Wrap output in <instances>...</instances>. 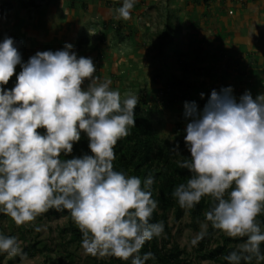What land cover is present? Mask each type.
<instances>
[{
    "label": "clouds",
    "instance_id": "clouds-1",
    "mask_svg": "<svg viewBox=\"0 0 264 264\" xmlns=\"http://www.w3.org/2000/svg\"><path fill=\"white\" fill-rule=\"evenodd\" d=\"M135 2L123 0L115 18L131 19ZM18 65L16 83L7 89ZM96 71L92 58L78 57L71 44L24 63L13 38L0 42V213L23 225L50 209L66 210L82 234L84 255L145 264L155 257H141L143 245L164 231L163 222L150 223L158 207L150 190L154 177L142 188L139 177L113 167L118 140L135 126L138 97L122 100ZM184 118L190 155L177 163L190 178L173 197L188 208L211 197L205 217L213 229L246 238L224 257L228 264L264 260L257 221L264 209V94L253 98L246 91L237 101L231 87L212 90L203 111L186 102ZM82 133L91 154L62 159ZM171 151L180 154L179 144ZM0 253L26 264L14 236L0 234Z\"/></svg>",
    "mask_w": 264,
    "mask_h": 264
},
{
    "label": "crops",
    "instance_id": "crops-1",
    "mask_svg": "<svg viewBox=\"0 0 264 264\" xmlns=\"http://www.w3.org/2000/svg\"><path fill=\"white\" fill-rule=\"evenodd\" d=\"M19 1L26 0H14L12 3L0 0V11L2 6L7 4L5 11H8L6 14H10H3L8 17L5 20L8 24L4 23L5 28L0 29L7 31L11 27L15 28L16 33L13 35L6 33L15 40V44L21 42L26 52H32L34 55L36 51L55 52L62 50L65 44H71L78 57L96 56L101 59L104 54L112 56L110 49L114 43L119 47L124 43V49L128 48L132 52L128 57L135 56L142 48L143 42L139 37H143L142 41L145 44L147 42L140 31V25L143 27L144 22L147 23L152 10L164 7L160 19L161 26L156 34L159 39L162 37V42L166 41L168 46L173 45L175 48H172L174 52L172 55L169 54L167 62L164 60L163 44L159 46L161 50L157 58L161 59V64H153L156 66L154 72L156 86L161 88L175 78L184 79L192 86L187 102L195 104L199 101L198 93L211 95L209 92L212 86H207L209 89L200 85H205L208 82L206 77L209 79L210 76L226 77V84L231 86L232 83L235 86V93L240 94L238 91L240 87L244 91H249L253 98L264 94V81L263 79L259 81V77L264 76V13L256 12L257 9H263L260 12H264V3H260L259 0H165L164 5L157 3L159 0H136L129 20L115 18V9L122 5L123 0H43L52 12L44 11L41 18L32 19L33 22L27 21L26 11H22L23 8H28L29 4L20 7ZM27 1H30L31 7L43 6L39 0ZM231 2L236 10L232 9ZM224 5L232 9V14L236 16L234 22H227L222 18L228 15L222 16L225 13ZM168 11L170 13H167ZM140 13L146 14L140 16L144 21L138 20ZM97 33L101 45L96 42V48L88 52L87 45ZM262 38L263 42L259 45ZM110 41L114 43L111 44ZM50 42L53 46L48 48L46 44ZM132 47L133 49H130ZM231 50H235L237 56L233 57L227 53ZM109 63L112 66L110 72L112 87L117 84L123 72H119L120 66H116L118 62L111 60ZM232 69L234 78L230 81L227 76Z\"/></svg>",
    "mask_w": 264,
    "mask_h": 264
},
{
    "label": "rangeland",
    "instance_id": "rangeland-1",
    "mask_svg": "<svg viewBox=\"0 0 264 264\" xmlns=\"http://www.w3.org/2000/svg\"><path fill=\"white\" fill-rule=\"evenodd\" d=\"M6 1H8L9 3H12V1L14 0H6ZM39 1L41 2V3L39 2L40 4L43 3V6H41V8L37 6H32V7L29 6L30 1H27V0L25 2L23 1L18 2V6L20 7H25V5L27 6L29 4L28 8L22 9V11H26V16L28 17L27 21L33 22L35 19L41 18L40 16L44 13V11L46 13L52 12L51 8H49V6H46V4L44 3L45 0L44 1L39 0ZM233 2H231L232 6L229 3L228 5L231 6L233 10H236L235 5H233ZM259 2L264 3V0H259ZM157 3L164 5L166 1L159 0L157 1ZM229 6L224 5L225 13H223L224 15L222 16H225L226 14L228 15L227 17H222V18L226 20L227 22H231V21L234 22L236 20V16L232 14V9ZM240 10H242V8ZM245 10H247L248 12H251L249 11V9H245ZM261 10L263 9H259V10L257 9L256 12L259 14H263L264 12L261 13L260 12ZM163 12H164V7H162L159 10H152L150 12V17L146 21L147 23L144 22L143 27L142 25H140V28H141L140 31L144 34L145 40L147 42L145 44V42L142 41L144 40L143 37L142 36L139 37V40L143 42L142 48H140L139 51L136 52L135 56L131 55L128 57V54H131L132 52L128 50V48L124 49L123 47L124 43H122L121 46L119 47L118 44H115L114 42L110 41L109 43L111 44L114 43L112 44L113 46L112 49H110L112 56L111 57L105 56L104 54L102 57L103 59L95 56L94 58H92V60L97 69L94 75L98 76L101 80L103 78H105L106 80L111 79L110 72H111L112 66H110L109 62L111 60H114V62H118V64L116 63V66L117 65L120 66L119 72L121 73L123 72V75L122 77L118 78L119 80L120 79L121 80L120 81L118 80L115 86L111 87L110 85V87L112 90H119V92L121 93L122 100L129 96L139 97L142 92L141 88L144 91L149 89L147 93L150 96L151 101L147 103L146 111L148 113V118L152 121V124L154 126L153 134L158 139H160L162 143H166V142L175 141L178 135H180V137L184 139L185 128H186L187 123L190 121L184 118V105L187 101H189V98L188 100L183 99L179 101L178 103L174 104L173 107L172 106L168 107L163 102L162 95H160L161 91L157 89L159 88L158 86H156L157 81L154 80V72H156L155 70L156 66L153 64L155 63H157L158 65L161 64V59L159 60L157 58L158 52L159 50H161L159 46L163 44L162 48L164 49V52H165L164 60L167 62L169 59V54L172 55L174 52L172 48H175V46L173 45L168 46L167 45L168 42L166 41L162 42V37L159 39L158 35L156 34V31L160 29V26H161L160 19H161ZM6 13H8V11H5V12L4 10L0 11V14H1L0 15V28H3V29L5 28L4 23L8 24L7 23L8 21L5 22L6 18L8 19L6 15H10ZM167 13H170V11H168ZM3 14H6V15L3 16ZM144 15L143 13H140L138 17L144 16ZM138 20L144 21L142 17L138 18ZM142 21L140 23H142ZM248 25H250L249 22H248ZM246 28L247 26H245V29ZM14 29L15 28H12V27L7 31L0 29V32L6 35L7 37H9L8 33L6 32H9L11 35H13L14 33H16ZM219 31L220 30H218V32ZM97 35L98 33L94 36V38H92V41L90 42V44L87 45L88 52H90V49L92 50L93 48H96L97 46V44H95L96 42L99 43V46L101 45L100 43L101 39L99 40L100 36L98 35L97 37ZM262 42H263V38L261 39V42L259 43V45L262 44ZM46 46H48V48H51L53 46L52 42L47 43ZM130 49H133V47ZM227 53H229L230 56H233V57H235L234 55H236L235 50L234 51L231 50L230 52H227ZM33 55L34 54L32 52L25 51V56L28 59ZM231 71L232 72L229 73L227 76L230 81L234 78L232 76L234 73V70L232 69ZM222 72L223 70L221 71V73ZM194 78H196V76H194ZM206 79H207L206 81L208 82L205 85L200 84L201 87L203 86V88L206 87L210 89V87H207V86H212V90H216L217 92H219L221 88L231 87L233 89V96L237 99V101L246 92L242 88L239 87L238 91L240 92V94H238L237 92L235 93L234 92L235 86L232 83H230L231 86H229V84H226L227 78L224 76L223 78L210 76L209 79L207 77ZM260 79H263L262 81H264V76L259 77V81ZM153 87H156V88L153 89ZM212 90L209 93H211ZM193 93L192 95H196ZM197 96H201V93L200 94L198 93ZM208 97L209 95H207V98ZM204 107L205 105H202L200 107H197V109L198 111H203ZM178 125H182V128H180V130L177 132L175 128L178 127ZM70 223H71V220L69 216L63 212L61 213V215H59V217L55 215H53L52 217H48L45 214H41L34 221L23 224V225L15 224L11 220L10 217L0 213V234H3L5 236H14L17 238V240L20 242L22 253L26 254L27 256L26 264H114V263H108V260L110 258L107 256L106 257H100V256L93 257L90 255L88 256L84 255L83 250L81 248V243H78L77 241L76 242L70 241L71 240L70 238L72 236V227L70 226L67 228V226ZM14 224L18 226L20 229L19 230L15 229ZM169 225L173 226V233H174L173 242L169 246H172L173 244L175 245V243H178L182 248H186V250L188 251V254H190V257H192L194 260L193 264H202V262L204 261H208L209 264H225L222 261H210L207 259L202 260L199 258H196L195 260L194 246L196 245V243H193V241L195 240L197 242V238L199 237V235L202 232L203 233L207 232L208 227L206 223L204 222H201L199 227L195 228L194 226H192L188 208L185 209L184 216L181 219H177V220H175V216L170 211ZM37 228H39V231L36 230ZM262 230H264V228H262ZM216 236L218 235L216 234ZM220 238L221 236H218V238L215 241H213L211 246L212 247L217 246L218 242L222 241ZM232 240L234 241H230L229 244L234 247L237 244L243 242V241L238 242L234 238H232ZM38 241L41 242V244L39 245L40 247L43 244L47 243L49 248L45 250L43 249V251L41 252H38V250L34 249L32 253H28V254L24 253V249L26 247L32 248L33 244ZM262 255H264V246L262 248ZM183 257H187V254H184ZM259 262H262L264 264V260L257 261L255 259V263H259ZM0 264H21V259L19 255L15 257H8L6 254L0 253ZM115 264H129V262L128 263L116 262ZM148 264H155V263H148Z\"/></svg>",
    "mask_w": 264,
    "mask_h": 264
},
{
    "label": "trees",
    "instance_id": "trees-1",
    "mask_svg": "<svg viewBox=\"0 0 264 264\" xmlns=\"http://www.w3.org/2000/svg\"><path fill=\"white\" fill-rule=\"evenodd\" d=\"M7 4L2 6L4 11L7 9ZM6 36L3 33H0V42ZM18 51L21 54L22 62L26 63L28 58L25 56V47L21 42L16 44ZM21 71L20 66L18 65L15 69L14 76L10 79L8 85L5 87L11 89L16 83V75ZM191 87L188 82L184 79L175 78L169 83H165L163 87L159 88V91L163 93V102L168 107H173L174 104L185 99L188 100L191 95ZM190 89V90H189ZM142 92L138 97V103L135 108V126H130L128 130V135L122 137L118 140L114 152L116 155L115 160L113 161V167L115 171L123 172L127 176H136L141 180V187L143 188L144 180L149 176L154 177V184L151 186L152 198L157 201L158 207L154 211L152 217L150 218V223L163 222L164 231L159 237H154L151 241L145 242L139 255H143L147 252H152L155 259H149L145 262L155 263V264H193L194 260L188 254L186 248H182L178 243L169 246L173 242V226L169 225V213L170 211L175 216V220L181 219L185 214V209L188 207H181L178 201L173 197L172 193L176 187L180 184L186 183L190 178V173L187 169L180 168L177 161L183 160L188 157L190 154L187 152L184 144V139L177 136L176 140L173 142L162 143L153 134L154 126L152 121L148 118L147 103L151 101L150 96L146 91L141 89ZM190 92V93H189ZM211 94V93H210ZM207 94H203V99L199 97L197 102V107L206 105L210 99V95L207 98ZM207 99V100H206ZM205 100V101H204ZM191 101V99H190ZM194 101V100H193ZM182 128V125H178L175 128L177 132ZM41 134H44L43 129L39 130ZM88 138L85 134H81V140L74 144L73 152L71 155L65 157L62 154V159H71L73 157H81L84 154H91L88 147ZM179 144V152L177 154L171 151L175 145ZM212 204L211 197H203L201 201L188 208L189 216L191 219L192 226L199 227L201 222L206 223L208 227L207 232H202L197 238L196 245L194 246L195 251V260L207 259L210 261H222L225 264H228V261L224 259L230 252L235 250V247L230 245L232 238L225 236L222 232L213 229L211 222L207 221L205 213L210 210ZM65 213L69 216L71 223L67 226L72 227V236L71 242L81 243L82 234L79 231L78 227L74 224L70 213L68 211H56L50 209L48 212L43 213L48 217L53 215L58 216L61 213ZM257 221L261 223L262 228H264V209L259 216H257ZM15 225V224H14ZM15 229L19 230L18 226H14ZM199 230V229H198ZM221 236L217 246L212 247L211 244L215 241L218 236ZM236 241L241 242L246 238H235ZM40 241L35 242L31 247H26L24 253H32L34 249L38 252L43 251V249L49 248L48 244L45 243L41 247ZM230 245V246H229ZM264 242L260 245V252L262 255V248ZM184 254H187V257H183ZM108 263H128L122 262L121 260L115 257H109ZM243 264V262H242ZM251 264H263L262 262L255 263V259L251 261Z\"/></svg>",
    "mask_w": 264,
    "mask_h": 264
}]
</instances>
